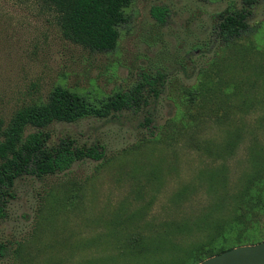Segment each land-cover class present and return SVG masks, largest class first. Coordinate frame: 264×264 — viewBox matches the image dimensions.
I'll list each match as a JSON object with an SVG mask.
<instances>
[{
    "label": "rangeland",
    "instance_id": "obj_1",
    "mask_svg": "<svg viewBox=\"0 0 264 264\" xmlns=\"http://www.w3.org/2000/svg\"><path fill=\"white\" fill-rule=\"evenodd\" d=\"M242 9L247 36L227 45L219 15ZM124 14L98 53L40 1L0 0L5 125L56 86L96 102L144 84L145 100L43 130L103 157L16 179L0 264H191L195 249L264 240V0H134Z\"/></svg>",
    "mask_w": 264,
    "mask_h": 264
},
{
    "label": "trees",
    "instance_id": "obj_2",
    "mask_svg": "<svg viewBox=\"0 0 264 264\" xmlns=\"http://www.w3.org/2000/svg\"><path fill=\"white\" fill-rule=\"evenodd\" d=\"M38 1L54 11L66 40L91 52L109 53L117 47L119 27L127 22L124 10L134 0ZM245 2L251 6L255 0ZM248 14L249 11L242 9L219 15V33L227 45L247 36ZM143 86L138 84L132 90L118 91L96 102L78 92L56 86L45 102L20 107L6 125L0 120V218L5 216L8 200L13 197L14 183L19 177L52 175L68 170L76 161L103 157L96 146L78 148L66 139L50 147L44 129L54 123H75L86 117L104 118L126 108L138 109L145 101L141 92ZM153 93L157 91L153 90ZM27 129L34 131L26 133ZM233 247L195 249L191 253L195 256L191 264H198ZM6 251V247L0 244V258Z\"/></svg>",
    "mask_w": 264,
    "mask_h": 264
},
{
    "label": "water",
    "instance_id": "obj_3",
    "mask_svg": "<svg viewBox=\"0 0 264 264\" xmlns=\"http://www.w3.org/2000/svg\"><path fill=\"white\" fill-rule=\"evenodd\" d=\"M198 264H264V240L252 245L233 247Z\"/></svg>",
    "mask_w": 264,
    "mask_h": 264
}]
</instances>
